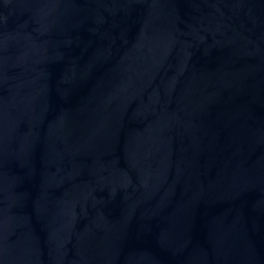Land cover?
<instances>
[{
  "label": "water",
  "instance_id": "water-1",
  "mask_svg": "<svg viewBox=\"0 0 264 264\" xmlns=\"http://www.w3.org/2000/svg\"><path fill=\"white\" fill-rule=\"evenodd\" d=\"M0 264H264V0H0Z\"/></svg>",
  "mask_w": 264,
  "mask_h": 264
}]
</instances>
